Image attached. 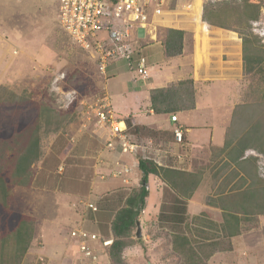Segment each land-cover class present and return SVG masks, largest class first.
Returning <instances> with one entry per match:
<instances>
[{
  "label": "rangeland",
  "instance_id": "1",
  "mask_svg": "<svg viewBox=\"0 0 264 264\" xmlns=\"http://www.w3.org/2000/svg\"><path fill=\"white\" fill-rule=\"evenodd\" d=\"M255 1L264 7V0ZM179 2L185 5L195 4L194 0ZM201 2L204 4L206 1H197L199 7ZM176 3L178 2L173 1L172 6ZM182 10L184 14L180 13L175 17L179 20L187 17L189 20L191 27L188 29L187 45L190 49L192 44L196 48L197 64L205 78L200 86L199 102L205 114L212 112V117H206V121L213 122L216 143H220V139L225 138L235 107L253 103L251 95L259 81L245 77L244 69L234 77L227 73L229 69L236 70L240 65L238 56L231 58L230 49L231 39L242 41L239 34L209 26L200 20L195 9L188 11L183 6ZM163 29H158V35L159 30ZM134 46L136 50L142 49L135 42ZM110 72L106 78L102 76L95 63L63 30L59 23V0H0V97L8 100L13 93H26L36 100L45 101L61 113L75 107V113L61 131L43 137L44 156L33 167L35 177L32 186L15 192L16 209L35 218V232H59L65 238L78 229L80 221L90 217L91 209L86 205L92 203L90 196L95 197L97 204H94L98 209L109 214L110 221H114L118 211L125 206L127 198L140 190L141 180L138 182L132 174L133 166L122 161L118 155L114 157L120 159H107L105 131L82 116L87 106H94L99 99L108 95L116 115L122 117L123 113L113 103L110 88L115 76ZM62 74L64 78L55 83V79ZM132 79L137 83L141 81L138 73L133 74ZM129 118H126L127 122ZM132 127L130 131L139 143L152 142L153 148L157 146L164 152L157 155L151 150L140 151L132 158L138 161L142 156H158L163 160L164 155L167 164L173 168L192 171L203 177L198 195L195 199L194 196L192 198L202 213L189 215L190 200L181 199L169 187L163 200L158 199L157 190L153 189L151 198L149 194L144 207H141L142 213L138 219L142 236L137 237L138 227L133 230L129 240L131 245L123 254L124 262L183 264L181 256L173 250V237L184 235L194 242H204L205 239L220 242L219 252L207 264H264V216L259 218L257 227L252 223L245 224L241 235L230 242L222 237L219 230L208 225L210 221L222 222V213L212 210L210 214L205 210L212 209L209 203L218 196L220 186L225 184L236 168L232 166L225 172H219L222 167L221 158L214 148L212 153L208 150L193 153L190 148L184 151L177 144L176 148L171 145L176 143L175 138L173 141L174 135L162 141L160 137L153 135V131L141 129L135 132L136 128ZM169 134L172 135L173 130ZM179 153L188 155L182 165L176 159ZM251 157L257 158L259 176L264 180V155L250 150L246 153V158ZM118 162L130 170L127 183L109 175V171L119 168ZM60 166L64 167L61 172ZM112 179L121 182L124 188L121 184L110 181ZM238 180L239 178L233 182ZM107 183L113 184L112 189L101 191L100 186ZM161 203L163 207L160 209L157 205ZM47 251L43 239L34 234L32 245L22 264H80V254L77 255L75 249L54 254L55 261H48L45 257ZM101 264L114 263L110 255L106 254Z\"/></svg>",
  "mask_w": 264,
  "mask_h": 264
},
{
  "label": "trees",
  "instance_id": "2",
  "mask_svg": "<svg viewBox=\"0 0 264 264\" xmlns=\"http://www.w3.org/2000/svg\"><path fill=\"white\" fill-rule=\"evenodd\" d=\"M262 6L250 0L207 3L202 17L214 28L239 34L244 76L259 81L251 95L253 103L235 107L224 145L214 148L221 158L219 172H225L232 166L236 168L220 186L218 196L209 203L212 208L222 211V222L210 221L209 227L219 230L229 242L241 235L245 224L252 223L257 227L259 218L264 216V180L259 176L257 158H246L250 150L264 155V44L251 32V24L259 19ZM188 35L184 30H159V41L167 59L184 54ZM150 104L156 115L192 111L197 105L195 83L188 79L153 89L150 91ZM74 113L75 107L65 113L57 112L45 101L36 100L26 93H13L8 100L0 97V264H22L32 245L36 221L16 209L15 192L32 186L35 177L33 167L44 156L43 137L61 131ZM128 125L130 128L133 126L131 120H128ZM141 129L145 128H136L135 132ZM137 162L142 174L140 190L127 198L112 223L114 244L107 254L114 264H126L123 254L131 245L129 240L137 228L136 222L142 213L139 207H144L149 196L150 176L160 178L186 201L193 198L203 179L194 172L164 168L148 157H139ZM204 242L176 235L173 237V250L181 256L183 264H207L219 252L220 242L206 239Z\"/></svg>",
  "mask_w": 264,
  "mask_h": 264
},
{
  "label": "built area",
  "instance_id": "3",
  "mask_svg": "<svg viewBox=\"0 0 264 264\" xmlns=\"http://www.w3.org/2000/svg\"><path fill=\"white\" fill-rule=\"evenodd\" d=\"M170 0H59V23L73 43L81 48L95 63L99 73L105 78L111 67L125 62L131 71H135L143 80L150 78L147 61L140 50L134 46L138 30H143L152 41H158V27L154 19L164 12ZM207 3H221L240 0H205ZM254 4L258 1L250 0ZM185 8L195 9L194 3ZM251 32L264 44V7L258 20L252 22ZM137 58V60H136ZM62 74L55 79L58 83ZM59 89V88H58ZM89 123L108 134L106 150L113 155L135 157L140 151L153 149L152 142L139 143L131 133L126 118H118L108 95L99 99L94 106H87L82 114ZM177 125L173 129L176 144L184 151L189 149L185 140L186 131L178 123L177 115L171 116ZM148 155V154H147ZM188 155L179 153L176 159L179 165L185 163ZM147 157V156H146ZM151 158V157H148ZM153 159V158H151ZM158 165L159 160L153 159ZM111 172L114 178L129 182L130 170L120 165ZM178 169V168H176ZM89 209L98 212L94 203L86 204ZM71 238L78 242L80 264H101L102 258L114 244V238H105L83 228L71 232Z\"/></svg>",
  "mask_w": 264,
  "mask_h": 264
},
{
  "label": "crops",
  "instance_id": "4",
  "mask_svg": "<svg viewBox=\"0 0 264 264\" xmlns=\"http://www.w3.org/2000/svg\"><path fill=\"white\" fill-rule=\"evenodd\" d=\"M173 1L178 3L175 6H172ZM180 0H170L169 4L164 9V12L157 16L154 19L155 25L158 29H176V30H184L189 31L190 23L187 17H182V19H178L181 14H184L183 6L179 2ZM199 0H194L196 10L200 15V20L202 21L204 5L202 2L199 7ZM188 5V4H187ZM198 5V6H197ZM181 13V14H180ZM207 24V23H206ZM210 26V25H209ZM187 29V30H186ZM135 43L139 45L141 56H144L147 61V67L149 70L150 78L148 80H143L140 76L141 81L137 83V81L132 79V75L135 74V71H131L128 65L125 62H119L114 64L111 67V74L115 76L114 84L111 86V95L113 97V103L116 107L120 109L123 113L122 118H129L133 122L134 128H145L150 131H153L155 137H160V139H167L173 136V134H169L172 132L174 127L177 125L172 122V115H156L154 111L151 109L150 104V91L157 88H164L170 84L177 83L179 81H184L188 79H192L195 83L196 87V97H197V105L196 109L188 112L177 113L178 123L184 128L185 140L190 148V151L193 153L196 151L208 150L212 153V148H220L224 145V139H220V143H216L217 135L215 134V130L213 129V122L207 123L206 117H212L211 111L208 114H205L204 108L201 107L199 102L201 88L200 86L205 82L204 75L197 64L198 60L196 57V48L190 49L186 44L184 54L177 58L167 59L164 54V49L162 47L161 42L152 41L145 31L138 30L136 33ZM231 44V58H235L238 56L240 58V65H238L237 69H229L227 71L228 75L231 77L237 76L240 72L243 71V59H242V41H238L236 39L230 40ZM137 60V58H136ZM139 75V74H138ZM131 80V82L129 81ZM146 82V83H145ZM116 93V94H115ZM152 133V132H151ZM226 135V134H225ZM105 143L108 139V134L105 132L104 135ZM157 141V140H156ZM165 141V140H162ZM174 141V136H173ZM158 143V141H157ZM163 145V143H158ZM176 148V143H171ZM159 147H154L151 152L159 154H163L164 152ZM107 159L114 160L120 159L115 158L114 155L110 154L108 151L106 153ZM113 157V158H112ZM122 161L125 163H130L132 165L133 175L135 179L140 182L142 178V174L138 169V162L136 159L132 158L128 155L120 156ZM162 157L155 156L156 160H159L161 165L164 168H173L166 162V158L163 155ZM152 158V157H151ZM193 159V158H192ZM63 166H60L63 170ZM179 169V168H178ZM109 171V170H108ZM111 171H109V175ZM192 172V171H190ZM108 175V176H109ZM98 180V179H96ZM116 182L118 185L121 184V187L124 188L121 182H117L115 180H110ZM115 185V184H114ZM153 185V186H152ZM101 191H108L112 189L113 184H105V186H100ZM148 187L149 194L151 198L152 190L156 189L157 194L159 195L158 199L163 200L165 196V191L168 189V186L158 179L155 176H150L148 179ZM154 187V188H152ZM195 193L194 198L198 195L199 190ZM92 203H95V197L89 198ZM188 201V213L189 215H199L202 213V210L197 208L196 202L194 200ZM163 203V201H161ZM157 205L160 209L163 204ZM97 204V202L95 203ZM200 205H203L200 204ZM99 206V205H98ZM207 208V207H206ZM90 210V209H89ZM212 210L222 211L218 209H210L205 212L212 213ZM204 211V210H203ZM90 212L89 222L87 220L80 221V225L77 228H83L90 232L99 234L105 238H111L112 236V221H110L109 214L104 211L98 210V212H94L92 210ZM163 215V214H162ZM215 219L217 218L214 215ZM109 218V221H108ZM218 220H215L217 222ZM79 222V220H78ZM77 223V222H76ZM75 223V224H76ZM218 223V222H217ZM221 223V222H220ZM218 223V224H220ZM35 236L39 239H43V243L47 246V255L48 261H55L54 254L63 252H71L75 249V252L79 253L78 242L71 238V232L63 238L61 233L59 232H34ZM234 240V239H232ZM66 260V259H65Z\"/></svg>",
  "mask_w": 264,
  "mask_h": 264
},
{
  "label": "water",
  "instance_id": "5",
  "mask_svg": "<svg viewBox=\"0 0 264 264\" xmlns=\"http://www.w3.org/2000/svg\"><path fill=\"white\" fill-rule=\"evenodd\" d=\"M139 211H141V207H139ZM136 224H137V227H138L137 237H138V238H141V236H142V235H141L142 229H141L140 222L137 221Z\"/></svg>",
  "mask_w": 264,
  "mask_h": 264
},
{
  "label": "bare ground",
  "instance_id": "6",
  "mask_svg": "<svg viewBox=\"0 0 264 264\" xmlns=\"http://www.w3.org/2000/svg\"><path fill=\"white\" fill-rule=\"evenodd\" d=\"M195 10H196V7H195Z\"/></svg>",
  "mask_w": 264,
  "mask_h": 264
}]
</instances>
